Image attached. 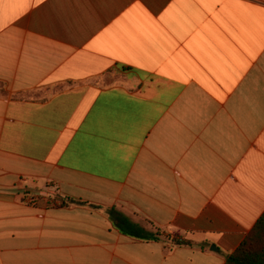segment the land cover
Listing matches in <instances>:
<instances>
[{"label": "crops", "instance_id": "0c3cea01", "mask_svg": "<svg viewBox=\"0 0 264 264\" xmlns=\"http://www.w3.org/2000/svg\"><path fill=\"white\" fill-rule=\"evenodd\" d=\"M263 215L264 0H0V264H226Z\"/></svg>", "mask_w": 264, "mask_h": 264}, {"label": "trees", "instance_id": "16d2710c", "mask_svg": "<svg viewBox=\"0 0 264 264\" xmlns=\"http://www.w3.org/2000/svg\"><path fill=\"white\" fill-rule=\"evenodd\" d=\"M70 203L75 202L71 200ZM107 214L115 229L124 236L139 241H157L161 237L159 232L150 231L143 225L133 222L116 208L108 209ZM174 243L186 244L180 240H174ZM226 264H264V215L237 250L226 257Z\"/></svg>", "mask_w": 264, "mask_h": 264}]
</instances>
